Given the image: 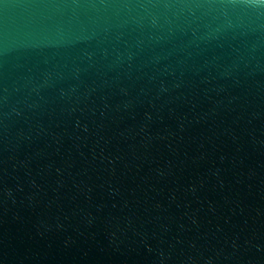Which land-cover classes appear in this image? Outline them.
<instances>
[{"label":"water","instance_id":"water-1","mask_svg":"<svg viewBox=\"0 0 264 264\" xmlns=\"http://www.w3.org/2000/svg\"><path fill=\"white\" fill-rule=\"evenodd\" d=\"M0 264H264V0H0Z\"/></svg>","mask_w":264,"mask_h":264}]
</instances>
